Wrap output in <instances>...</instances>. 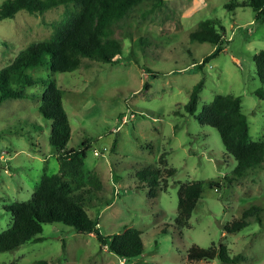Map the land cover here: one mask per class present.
I'll list each match as a JSON object with an SVG mask.
<instances>
[{"label":"rangeland","instance_id":"374dc122","mask_svg":"<svg viewBox=\"0 0 264 264\" xmlns=\"http://www.w3.org/2000/svg\"><path fill=\"white\" fill-rule=\"evenodd\" d=\"M229 1L163 0L154 8L152 0H142L112 24L122 45L116 62L83 58L72 71L52 72L45 61L25 69L33 78L52 77L60 87L70 125L66 147L80 148L86 140L85 177L95 174L101 184L86 210L97 217L99 232L137 228L143 252L126 260L101 246L92 232L46 222L37 234L41 240L1 251L0 264L37 259L51 264H264V156L261 166H252L221 188L204 184L187 226L179 229L174 222L180 182L218 179L236 165L217 130L196 119L202 105L216 94L239 95L249 138H264V98L253 94L261 86L254 55L264 48V22L255 19L249 6L225 7ZM64 9L19 10L0 19V68L29 43L49 38ZM210 17L220 20L227 41L200 67L214 44L191 40L190 32ZM201 77L204 83L192 115L184 104ZM145 82L148 88H143ZM44 89L42 82H35L24 86L27 96L0 101V231L11 222L5 207L30 198L41 176L59 168L48 141L50 120L38 110ZM162 152L163 165L158 162ZM145 167H159L162 174L175 168L165 188L154 187L153 197L148 195L149 183L137 175ZM251 205L257 210L244 227L223 229ZM193 243L205 248L223 243L238 259L188 260Z\"/></svg>","mask_w":264,"mask_h":264},{"label":"trees","instance_id":"16d2710c","mask_svg":"<svg viewBox=\"0 0 264 264\" xmlns=\"http://www.w3.org/2000/svg\"><path fill=\"white\" fill-rule=\"evenodd\" d=\"M140 1L142 0H3L0 3V19L13 17L19 10L37 13L59 5L65 7L62 18L55 23L49 38L29 43L17 52L9 64L0 68V101L4 98L27 96L23 90L25 85L39 81L45 85L38 110L44 118L50 120L48 141L57 154L59 164L57 172L41 176L30 198L13 201L5 207L10 211L11 222L6 229L0 231V252L11 250L30 239L41 240L37 234L46 222H61L79 233L92 232L101 246L106 245L108 250L126 260L143 252L141 232L137 228L128 227L108 235L99 232L97 217L89 216L86 210L91 196H96L95 190L101 186L95 174L90 173L85 177L82 168L86 140L80 148L66 147L70 137V125L63 107L60 87L50 76L45 79L33 78L25 72L26 68L38 67L44 61L52 72L75 70L81 66L83 58L98 62H116L122 45L113 35L112 24ZM152 1L154 8L163 3V0ZM224 6L230 9L249 6L255 12V19L264 22V0H230ZM190 39L214 44L213 50L202 58L200 67L217 55L227 41L223 25L215 17L201 20L197 28L190 32ZM254 61L261 86L253 90V94L261 99L264 98V48L255 53ZM203 83L204 77H201L192 86L184 104V108L192 115ZM148 87L147 82L143 83V88ZM195 117L200 123L217 130L225 150L235 158L236 165L229 174L218 179L179 183L177 214L174 219L179 229L187 226L204 184L215 189L221 188L244 176L252 166H261L264 156V138H249V124L242 111L239 95L216 94L210 102L202 105ZM165 161V152H162L158 162L163 165ZM174 173L173 167L165 168V174L161 173L159 167H145L137 171L139 181L149 183L150 197L155 195L154 187L165 188L167 177ZM256 208L251 205L243 209L241 216L225 223L223 229L233 232L244 227L252 210L255 212ZM62 245L64 246V242ZM215 257L224 263H234L238 259V255L231 256L227 253L223 243L206 248L193 243L187 251L188 260H212ZM29 264L51 263L46 259H37Z\"/></svg>","mask_w":264,"mask_h":264},{"label":"built area","instance_id":"2783aa9c","mask_svg":"<svg viewBox=\"0 0 264 264\" xmlns=\"http://www.w3.org/2000/svg\"><path fill=\"white\" fill-rule=\"evenodd\" d=\"M126 116V115H125ZM125 119L123 118L122 121H124Z\"/></svg>","mask_w":264,"mask_h":264}]
</instances>
